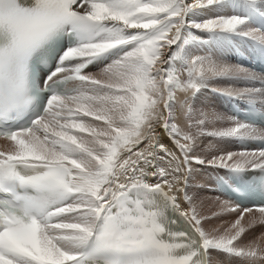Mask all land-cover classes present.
Wrapping results in <instances>:
<instances>
[{
    "label": "snow or ice",
    "instance_id": "obj_1",
    "mask_svg": "<svg viewBox=\"0 0 264 264\" xmlns=\"http://www.w3.org/2000/svg\"><path fill=\"white\" fill-rule=\"evenodd\" d=\"M244 56L264 63V0H0V264H264L245 242L264 225V69ZM205 90L240 113L197 114ZM204 136L261 147L205 159ZM193 163L250 202L227 228L206 229Z\"/></svg>",
    "mask_w": 264,
    "mask_h": 264
},
{
    "label": "bare ground",
    "instance_id": "obj_2",
    "mask_svg": "<svg viewBox=\"0 0 264 264\" xmlns=\"http://www.w3.org/2000/svg\"><path fill=\"white\" fill-rule=\"evenodd\" d=\"M227 113L226 116L230 115L228 111ZM177 122L182 128L185 126L184 117L182 113H178ZM221 126L222 125L219 123H217L216 125L212 124V127H221ZM158 131L160 132V137L162 142L168 144V146L171 147L172 145L168 140L167 136L164 134L163 130L161 129ZM213 145L218 149V153L239 151L242 149L235 142H233V146H232L230 142H222L216 139H214ZM200 147H198L199 149H197V151L200 150ZM8 148H9L8 142L4 140H0V151H5ZM202 148L203 147H201V150ZM205 149L203 152L197 153V155H199L202 158L208 159L210 158V156H208L209 152L208 150ZM192 167L194 171L190 179L188 194L191 197H193V200L197 205L198 209L201 211L202 215L209 217V219L205 221L206 229L211 231L213 229L222 230L224 228H227L230 225V223L233 222L242 211L237 206H235L233 202L226 199L217 191L216 182L218 181L221 175L225 174L224 171L213 168L207 164L197 165L193 163ZM181 205L182 207H187V205L184 204L183 201H181ZM230 207L235 208V210L228 211L227 209H229ZM247 219L248 217L246 215L244 222H247ZM262 234H264V225H257L247 234V238L245 242L247 243L248 241H258L264 244V239L261 238ZM211 259H212V264H239L238 259L230 258L221 253H215V252L212 253Z\"/></svg>",
    "mask_w": 264,
    "mask_h": 264
},
{
    "label": "rangeland",
    "instance_id": "obj_3",
    "mask_svg": "<svg viewBox=\"0 0 264 264\" xmlns=\"http://www.w3.org/2000/svg\"><path fill=\"white\" fill-rule=\"evenodd\" d=\"M96 71L97 70H95L93 72H96ZM221 86H223V85L213 84V87H221ZM218 98H219L218 95L215 94L213 91L205 90L200 95H198V97L195 100L190 101V103L192 104V107L195 109L197 114H199L200 112L211 113V112L215 111V112H220L226 116V112L220 106V103H219L220 101ZM206 128L211 130L213 128L212 124L206 125ZM213 144H214V139L212 137H208V136L201 137L200 141L198 143V145H199L198 147H200V145H201V147H203V148L201 150V147H200V150H198L197 153L203 152L204 149L206 148L205 150H208V152H209L208 156H210V158L213 154H219L218 149L216 147H214ZM230 144H232V146H233V142H230ZM197 149H199V148H197ZM210 158H208V159H210Z\"/></svg>",
    "mask_w": 264,
    "mask_h": 264
}]
</instances>
